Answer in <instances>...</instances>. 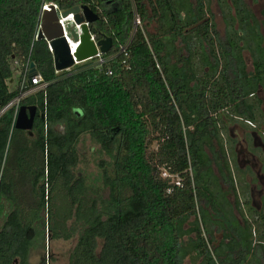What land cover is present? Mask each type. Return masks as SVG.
<instances>
[{
  "label": "trees",
  "instance_id": "1",
  "mask_svg": "<svg viewBox=\"0 0 264 264\" xmlns=\"http://www.w3.org/2000/svg\"><path fill=\"white\" fill-rule=\"evenodd\" d=\"M215 1L224 39L210 0H0V110L18 96L27 59L47 83L20 103L35 107L31 135L14 128L12 110L0 117V264H30L46 229L52 240H76L67 264H184L189 233L211 260L199 202L224 211L222 185L235 192L218 123L226 110L255 121L257 104L247 95L264 74V0L261 21L244 0ZM48 4L88 6L98 16L90 32L112 41L104 58L127 41L138 14L144 26L132 35L126 66L117 56L56 72L47 42L35 34ZM244 51L255 69L250 79ZM204 67L205 79H196ZM85 135L109 158L97 163L100 188L75 173ZM162 169L180 186L162 178Z\"/></svg>",
  "mask_w": 264,
  "mask_h": 264
},
{
  "label": "flooded vegetation",
  "instance_id": "2",
  "mask_svg": "<svg viewBox=\"0 0 264 264\" xmlns=\"http://www.w3.org/2000/svg\"><path fill=\"white\" fill-rule=\"evenodd\" d=\"M212 1H214L217 7L219 17L222 21L218 5L215 0H210V4ZM250 2H252L253 5H260L257 16L250 8L247 0H244L245 5L252 12L254 17L258 21H261V11L263 9L262 1L250 0ZM210 4L208 9L215 24L214 15L210 10ZM142 25L144 26V23H142ZM149 28H151L152 31H149ZM215 30L218 32L216 24ZM146 31L149 36H154L155 25L153 23L148 24ZM261 33L264 35V31L261 30ZM221 36L219 34V37L224 39V24ZM179 46L180 45H178V47ZM181 55L182 59L187 57L184 50L181 51ZM242 55L245 64L246 79H250L252 76L255 77L256 74L252 57L246 51H244ZM185 64L186 61L183 60L178 65V69L183 70L182 68ZM198 70L194 73L195 78L205 79V75L209 72L208 68L204 67L202 72ZM228 75L232 81H238L233 70L230 71ZM217 76L218 75H215L214 79H217ZM259 78H257L255 90L247 95L248 101L257 104L256 109H254V112H256L255 121L248 120L242 116H235L229 110H226L224 111V115L220 117L223 124L218 123V127H220V136L226 144L225 150L228 155L232 184L236 187H239L240 184L243 186V194L239 193L242 196L243 206L249 213L251 212L264 216V74H261ZM193 83L192 81L190 85L192 86ZM246 121L250 122L251 125H247L245 123Z\"/></svg>",
  "mask_w": 264,
  "mask_h": 264
},
{
  "label": "crops",
  "instance_id": "3",
  "mask_svg": "<svg viewBox=\"0 0 264 264\" xmlns=\"http://www.w3.org/2000/svg\"><path fill=\"white\" fill-rule=\"evenodd\" d=\"M229 187L230 184L222 185L226 193L223 201L227 204L224 211L204 201L199 202L200 208L197 205V210L203 211L198 222L201 230L207 231L202 234L211 260L200 255L195 234L189 233L183 238L189 251L184 264H264V216L249 213L243 206L240 187L234 186L235 192Z\"/></svg>",
  "mask_w": 264,
  "mask_h": 264
},
{
  "label": "water",
  "instance_id": "4",
  "mask_svg": "<svg viewBox=\"0 0 264 264\" xmlns=\"http://www.w3.org/2000/svg\"><path fill=\"white\" fill-rule=\"evenodd\" d=\"M73 22L68 23V42L64 35L62 25L59 23V16L69 22V16ZM98 20V16L88 6H77L69 10H61L57 13L52 4H48L40 16L39 28L36 33V40H45L52 53L54 70L56 72L67 71L77 62L81 63L93 59L97 53L107 54L112 48V41L109 37L96 40L90 32L89 25ZM76 25L79 26L77 30ZM79 32V36L77 35ZM73 45H70V43ZM31 72H35L34 63L30 64ZM35 107L21 106L14 124V128L23 130L31 135V129L35 117ZM79 114V112H77ZM46 246L49 248L50 233L48 229Z\"/></svg>",
  "mask_w": 264,
  "mask_h": 264
},
{
  "label": "rangeland",
  "instance_id": "5",
  "mask_svg": "<svg viewBox=\"0 0 264 264\" xmlns=\"http://www.w3.org/2000/svg\"><path fill=\"white\" fill-rule=\"evenodd\" d=\"M250 8L255 12L258 16L260 5H253L250 0H247ZM211 13L214 15V21L216 24V29L218 30L220 36L223 33V24L219 17V13L217 7L215 6L214 1L210 4ZM149 31H152L149 28ZM222 37V36H221ZM74 67L70 68L67 71H72ZM16 76V75H15ZM16 84V77L13 82V86L10 84V88ZM156 143L152 142L149 146V152L156 149ZM78 155H79V164L75 170V173L79 176L84 177L87 180V183L93 187H102L100 182L98 181L99 170L97 167V163L100 159H104L106 161L109 158L100 152L99 146L95 145L91 142L88 135L81 137L80 142L77 146ZM162 172V171H161ZM171 180H175V178H170ZM101 195L103 197H107V190H101ZM47 232L45 230V234L39 239L36 247L31 250V255L29 258L30 264H67L68 263V255L70 251L73 249L76 240L71 239L69 241L64 240H52L51 236L49 238V248L46 246Z\"/></svg>",
  "mask_w": 264,
  "mask_h": 264
},
{
  "label": "built area",
  "instance_id": "6",
  "mask_svg": "<svg viewBox=\"0 0 264 264\" xmlns=\"http://www.w3.org/2000/svg\"><path fill=\"white\" fill-rule=\"evenodd\" d=\"M91 1H95V0H91ZM53 5V4H52ZM48 5H43L40 11V15H39V21H40V16L41 13L44 9L47 8ZM54 7L57 10V13H60V9L54 5ZM69 22H67L66 20L62 19L59 16V23L62 25L63 31H64V35L67 37L68 42H70V39L68 37V33H69V28H68V23H72L73 19L72 16H69ZM39 28V25L37 27V30ZM77 30H79V26L76 25ZM137 28H142V22L140 20V17L138 16V14H136L134 12L133 15V28H132V32L129 36V38L127 39V41L123 44H120L118 46V49L116 51L115 54L104 58L103 54H100L99 52L97 53V55L90 60L81 62V63H77L73 66H77L79 64L82 63H86V62H93L97 65H103L107 62H110L111 60H114L117 56H123V61L122 64L124 66H126V59L129 57V51H128V47L132 38V35L134 34V32L136 31ZM37 33V31H36ZM35 33V34H36ZM79 36V32L77 34ZM74 43L72 42V44L70 43V45H73ZM31 61L29 59L26 60L25 63H23L20 67V70L18 72V82H17V86H18V96L16 98H14L13 100H11L6 106H4L1 110H0V117L2 116V114H4L5 112H7L8 110H12L13 111V121H12V125L14 126L19 109L21 107L20 103L21 100H23L24 98L38 92V91H42L46 88L47 83H45L41 77V75L36 71L35 72H31V67H30ZM107 74L110 75L111 71L107 70ZM247 125H251L250 122L246 121L245 122ZM161 177L162 178H175V180H171V183L174 184L175 186H180V178H178L177 176H173V175H169L168 172L164 169L161 170Z\"/></svg>",
  "mask_w": 264,
  "mask_h": 264
}]
</instances>
